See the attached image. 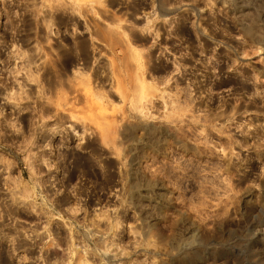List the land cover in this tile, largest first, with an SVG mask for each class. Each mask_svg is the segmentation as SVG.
<instances>
[{"label": "rangeland", "instance_id": "obj_1", "mask_svg": "<svg viewBox=\"0 0 264 264\" xmlns=\"http://www.w3.org/2000/svg\"><path fill=\"white\" fill-rule=\"evenodd\" d=\"M34 10L35 31L64 22L33 63L16 43L0 52V264H264V0ZM155 31H191L200 54L188 64L163 44L154 71L138 39ZM219 52L240 96L212 90Z\"/></svg>", "mask_w": 264, "mask_h": 264}, {"label": "flooded vegetation", "instance_id": "obj_2", "mask_svg": "<svg viewBox=\"0 0 264 264\" xmlns=\"http://www.w3.org/2000/svg\"><path fill=\"white\" fill-rule=\"evenodd\" d=\"M149 3L144 1L141 4V8H148ZM6 7V8H5ZM0 9L5 13H8V18L5 16L2 17L0 21V52L4 48H8L11 46V43H16L20 47L27 49H32L34 46L32 45V41H27L28 36L24 31L28 30L29 25V14L24 13V9L27 8L26 0H0ZM30 10V9H28ZM12 22V24H11ZM26 26V28H25ZM14 27V28H13ZM159 29H162L160 27ZM177 30V29H176ZM35 31V30H31ZM191 31H155L153 38L141 37L138 41L145 47L150 48V57L154 60V71L158 73L167 67L162 64H159L157 61L158 54L162 45L165 44L168 48L174 52L175 54L180 53L181 51H185L186 55L185 59L188 64H191L195 61L196 57L200 54V47L196 45V41L192 37ZM191 34V35H190ZM150 43L154 44V47H150ZM26 44H31L30 48H26ZM205 53L209 50L208 45H204ZM219 58H222L223 61L219 65V70L221 71L220 76L217 77V81L211 83V87L213 91H221L223 88L234 84V94L232 96H240L242 91V79L235 78H227L226 76V56L221 52L218 54ZM198 60V59H197ZM207 83L209 85L211 79L207 78ZM235 98H230V100H234Z\"/></svg>", "mask_w": 264, "mask_h": 264}, {"label": "bare ground", "instance_id": "obj_3", "mask_svg": "<svg viewBox=\"0 0 264 264\" xmlns=\"http://www.w3.org/2000/svg\"><path fill=\"white\" fill-rule=\"evenodd\" d=\"M27 1V8L30 9H24L23 12L24 13H28L29 14V17L31 20H29V25L27 26L28 27V30L29 31H24L27 36H28V39L27 41H32L31 39H33L32 43L34 44V42L37 44L35 47H37V49L41 52V49H42V44H46V42L48 43L51 39V34L53 33V31H50L51 30V27L53 25H56V22L59 24V22L63 21L64 22V19H60V17L57 18V21H56V18L52 15H50L48 18H42L40 19L41 22L45 23L46 24V28L49 30V31H31L32 29L35 30V17H36V11L34 10V4H35V0H26ZM6 8V7H5ZM8 13H5L4 11H2L0 9V21L2 19V17H6L8 18ZM12 24V22H11ZM14 28V27H13ZM26 28V26H25ZM108 32H111V31H108ZM251 34H252V31H246V35H248L249 38H251ZM31 45V44H30ZM30 45L29 44H26V48H30ZM76 50L77 52L79 53V57L80 59L82 60L83 64L84 65H88L89 62H90V53L89 52L90 50L88 49V44L85 42L84 38L82 37H79L77 40H76ZM34 47V48H35ZM28 53H30L27 58V62L28 63H33L34 60H35V56L32 54L34 52L33 49H27L26 50ZM61 63L60 65H58L57 63H52V67L54 68H62V70L65 72L68 68L72 67L74 64H75V59L73 58L74 56H71V54H68L67 53V50H63L61 52ZM52 67L48 66V70L46 71V75H45V78H44V82H42V84L44 85L45 89H48V93H52L56 90V81L54 80L53 78V71H52ZM74 67V66H73ZM86 68V67H84ZM264 73V72H262ZM80 75H82L80 72H79ZM81 77V76H80ZM83 81H86L88 82L89 81V78L86 77V78H80L79 80V84L82 83ZM140 82V81H138ZM142 83V82H140ZM79 86V85H78ZM147 87V86H146ZM64 101L66 100V98H63ZM1 121H0V125H1ZM1 131V129H0ZM4 134H6L5 130L3 132ZM43 138H46L43 136ZM84 262H86V260H79V263L80 264H84Z\"/></svg>", "mask_w": 264, "mask_h": 264}]
</instances>
